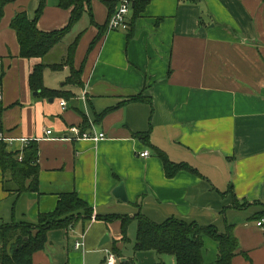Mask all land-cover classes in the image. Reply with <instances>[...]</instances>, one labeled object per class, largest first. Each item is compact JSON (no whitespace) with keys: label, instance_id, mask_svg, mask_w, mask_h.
<instances>
[{"label":"crops","instance_id":"crops-1","mask_svg":"<svg viewBox=\"0 0 264 264\" xmlns=\"http://www.w3.org/2000/svg\"><path fill=\"white\" fill-rule=\"evenodd\" d=\"M38 3L15 0L0 20L2 129L8 138L35 141L39 168L38 191L20 194L11 183L4 190L0 169V226L35 224L72 192L93 218L49 231L32 264H106L110 254L115 264H176L170 255L134 251L128 234L138 214L156 224L177 219L219 233L229 225L237 240L231 264H264V228L256 225L264 219V0H151L135 21L131 10L125 32L107 30L108 11L95 0L44 58L24 59L10 22L19 12L33 20ZM71 11L46 0L36 27L59 32ZM77 36L72 63L80 84L72 85L68 66L51 67L65 60ZM41 64L43 87L58 93L54 97L30 88ZM137 95L149 102L129 101ZM72 127L105 137L69 140ZM24 148L15 141L5 151ZM154 149L195 172L167 178ZM144 151L146 158L139 156ZM119 184L126 201L113 195ZM95 216L131 219L127 241L120 220ZM105 235L109 240L100 245ZM203 244L204 264H215L218 244L206 237Z\"/></svg>","mask_w":264,"mask_h":264},{"label":"trees","instance_id":"trees-1","mask_svg":"<svg viewBox=\"0 0 264 264\" xmlns=\"http://www.w3.org/2000/svg\"><path fill=\"white\" fill-rule=\"evenodd\" d=\"M14 1L0 0V20L3 17L5 6ZM92 1L95 0H57L58 7L62 9L72 8L67 27L59 32L44 33L36 27L37 19L45 7L46 0H39L33 20H29L25 12L16 13L10 22V28L16 35L20 57L24 59L44 58L80 20L85 12V7L89 8ZM96 1L106 7L108 19L118 6V0ZM150 1L133 0L132 21L140 17ZM89 16L92 18L91 14ZM92 23L94 22L92 21ZM130 25L129 22V27ZM104 31L105 28L100 29L93 43L100 39ZM78 40L79 36L68 46L65 60L61 64L51 67L53 70H60L64 66H68L70 76L67 78L66 83L72 85L80 84L81 71H76L72 63ZM44 68L45 65L43 64L35 67L29 77L30 88L40 96L54 97L58 93L43 87ZM129 101L149 102L140 95L130 98ZM147 137V134L143 135L142 139L146 141ZM37 152L38 148L35 141L29 142L19 154L17 152L8 153L5 151V146L0 145V169L4 176L3 187L5 191H10L7 187L8 183H11L14 187L11 191L17 194L38 191ZM154 153L161 160L167 178H172L178 172L184 170L195 172L185 164L171 163L166 155L159 150L154 149ZM19 155L22 156L21 161H18ZM5 176H9V181H7V178L5 180ZM26 181H29L27 185ZM229 190H231V187ZM262 216L264 217V212ZM92 218V209L75 192L62 194L58 197L55 209L50 213L39 214L35 224L13 222L0 226V264H32L33 253L44 249L49 231L67 229L78 222L84 224ZM94 219L106 223L120 220L122 241H127L126 230L131 219L118 216H95ZM133 220L136 223L133 246L136 252L152 251L158 255H170L174 257L176 264H204L203 239L206 237L218 244V255L215 264H231L236 254L237 240L232 227L229 225L226 226L224 233H219L213 226L202 227L196 223H187L177 219H169L161 224H156L138 214ZM113 253L119 255L114 247Z\"/></svg>","mask_w":264,"mask_h":264},{"label":"built area","instance_id":"built-area-1","mask_svg":"<svg viewBox=\"0 0 264 264\" xmlns=\"http://www.w3.org/2000/svg\"><path fill=\"white\" fill-rule=\"evenodd\" d=\"M133 6V1L132 0H118V6L115 10V12L109 17L108 23H107V30L108 31H127L129 27V15L131 13ZM1 60H0V66H1ZM85 92L82 94V98L85 97ZM2 97H3V92H2V86H1V81H0V104L2 102ZM60 106L62 108H65L66 102L64 100L60 101ZM69 132L72 134L69 140H92L93 142H98L104 139V134H99L97 136H89L86 133L80 132V130L76 127H72L69 129ZM52 134L51 130H46L44 132L45 136H50ZM15 141H20L22 142V145L25 147L28 145L30 140H25V139H12L8 138L1 125V117H0V145H4L5 148L11 147ZM140 157L146 158L149 156L147 151L142 152ZM22 160V156L19 155L18 161ZM257 227L259 228H264V219L259 220L256 223ZM82 246V242L78 241L75 244V248L78 249ZM106 264H115V258L112 254H110L107 258Z\"/></svg>","mask_w":264,"mask_h":264},{"label":"water","instance_id":"water-1","mask_svg":"<svg viewBox=\"0 0 264 264\" xmlns=\"http://www.w3.org/2000/svg\"><path fill=\"white\" fill-rule=\"evenodd\" d=\"M113 195L122 201H126L123 184H119V186L114 190ZM108 240H109L108 235H105L102 238L100 245H103L104 243L108 242Z\"/></svg>","mask_w":264,"mask_h":264},{"label":"rangeland","instance_id":"rangeland-1","mask_svg":"<svg viewBox=\"0 0 264 264\" xmlns=\"http://www.w3.org/2000/svg\"><path fill=\"white\" fill-rule=\"evenodd\" d=\"M132 227H133V229L131 228V229H130L131 232H130V234H128V237H129V239H130V241H131V245L135 243V234H136V229H135V227H136V225H133ZM126 236H127V234H126ZM127 246H128V245H127ZM117 251H118V250H117ZM46 253H47V250H46ZM118 253H119V255L116 254L117 258L122 257V254H121L119 251H118ZM113 254H114V253H113Z\"/></svg>","mask_w":264,"mask_h":264}]
</instances>
